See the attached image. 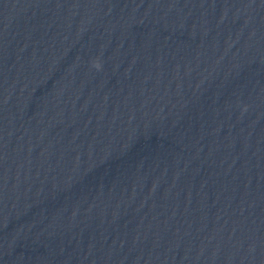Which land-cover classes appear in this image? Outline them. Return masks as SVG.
I'll list each match as a JSON object with an SVG mask.
<instances>
[{
  "label": "water",
  "instance_id": "water-1",
  "mask_svg": "<svg viewBox=\"0 0 264 264\" xmlns=\"http://www.w3.org/2000/svg\"><path fill=\"white\" fill-rule=\"evenodd\" d=\"M0 264H264V0H0Z\"/></svg>",
  "mask_w": 264,
  "mask_h": 264
}]
</instances>
